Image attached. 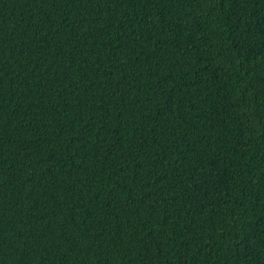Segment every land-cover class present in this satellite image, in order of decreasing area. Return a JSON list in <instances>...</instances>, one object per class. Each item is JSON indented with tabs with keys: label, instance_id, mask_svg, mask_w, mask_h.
<instances>
[{
	"label": "trees",
	"instance_id": "1",
	"mask_svg": "<svg viewBox=\"0 0 264 264\" xmlns=\"http://www.w3.org/2000/svg\"><path fill=\"white\" fill-rule=\"evenodd\" d=\"M0 264H264V0H0Z\"/></svg>",
	"mask_w": 264,
	"mask_h": 264
}]
</instances>
